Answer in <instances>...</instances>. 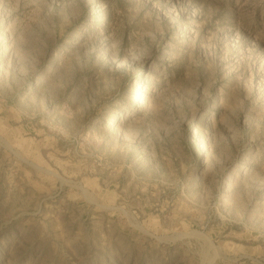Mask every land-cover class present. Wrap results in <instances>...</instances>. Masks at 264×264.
<instances>
[{
	"label": "rangeland",
	"instance_id": "obj_1",
	"mask_svg": "<svg viewBox=\"0 0 264 264\" xmlns=\"http://www.w3.org/2000/svg\"><path fill=\"white\" fill-rule=\"evenodd\" d=\"M0 264H264V0H0Z\"/></svg>",
	"mask_w": 264,
	"mask_h": 264
},
{
	"label": "bare ground",
	"instance_id": "obj_2",
	"mask_svg": "<svg viewBox=\"0 0 264 264\" xmlns=\"http://www.w3.org/2000/svg\"><path fill=\"white\" fill-rule=\"evenodd\" d=\"M207 238V237H206ZM210 242V241H209ZM214 246V245H213Z\"/></svg>",
	"mask_w": 264,
	"mask_h": 264
}]
</instances>
